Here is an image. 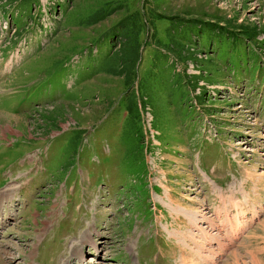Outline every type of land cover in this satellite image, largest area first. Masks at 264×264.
I'll list each match as a JSON object with an SVG mask.
<instances>
[{
  "label": "rangeland",
  "instance_id": "1",
  "mask_svg": "<svg viewBox=\"0 0 264 264\" xmlns=\"http://www.w3.org/2000/svg\"><path fill=\"white\" fill-rule=\"evenodd\" d=\"M11 186L0 264H264V0H0Z\"/></svg>",
  "mask_w": 264,
  "mask_h": 264
},
{
  "label": "bare ground",
  "instance_id": "2",
  "mask_svg": "<svg viewBox=\"0 0 264 264\" xmlns=\"http://www.w3.org/2000/svg\"><path fill=\"white\" fill-rule=\"evenodd\" d=\"M15 188L16 187H14V186H11V187H9L8 189H6L5 190V195H4V197L3 196H0V200H4V198H6L7 200H9L8 202H10V201H13V199H14V196H15V192L17 191H15ZM172 200V199H171ZM0 210H2V206L0 205ZM2 215V214H1ZM192 220V219H191ZM237 227H239V225L237 226ZM236 230L237 231H239V229L238 228H236ZM92 235V234H91ZM90 234H89V236H86L85 237V240H88V242L89 243H91L92 244V246H94L95 248L97 247V244H95V242H91L92 241V239H93V237L91 236ZM209 238V237H208ZM210 241V240H209ZM81 245V244H80ZM77 247V246H76ZM72 251H78V249H76V248H73V250ZM78 255L80 256H83L82 254H81V252H78ZM190 256H192V255H190ZM255 261H257V260H255ZM237 262V261H236ZM256 262H254V264H255ZM236 264V263H235ZM253 264V263H252Z\"/></svg>",
  "mask_w": 264,
  "mask_h": 264
},
{
  "label": "trees",
  "instance_id": "3",
  "mask_svg": "<svg viewBox=\"0 0 264 264\" xmlns=\"http://www.w3.org/2000/svg\"><path fill=\"white\" fill-rule=\"evenodd\" d=\"M133 54L134 53H132V52L131 53H128L126 59L124 60L129 66H130L131 62L133 61V58L135 57V55L137 56L136 53L134 55ZM121 73H123V72H121Z\"/></svg>",
  "mask_w": 264,
  "mask_h": 264
}]
</instances>
